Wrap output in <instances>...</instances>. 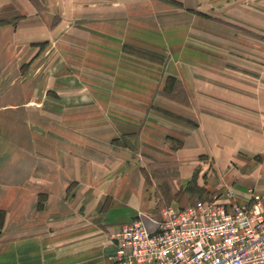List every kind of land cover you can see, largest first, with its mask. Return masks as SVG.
Masks as SVG:
<instances>
[{
  "label": "crops",
  "instance_id": "1",
  "mask_svg": "<svg viewBox=\"0 0 264 264\" xmlns=\"http://www.w3.org/2000/svg\"><path fill=\"white\" fill-rule=\"evenodd\" d=\"M2 19L0 264H116L110 231L189 204L194 177L264 194V0H0Z\"/></svg>",
  "mask_w": 264,
  "mask_h": 264
},
{
  "label": "built area",
  "instance_id": "2",
  "mask_svg": "<svg viewBox=\"0 0 264 264\" xmlns=\"http://www.w3.org/2000/svg\"><path fill=\"white\" fill-rule=\"evenodd\" d=\"M116 264H264V194L248 203L215 193L140 214L109 233Z\"/></svg>",
  "mask_w": 264,
  "mask_h": 264
},
{
  "label": "rangeland",
  "instance_id": "3",
  "mask_svg": "<svg viewBox=\"0 0 264 264\" xmlns=\"http://www.w3.org/2000/svg\"><path fill=\"white\" fill-rule=\"evenodd\" d=\"M211 21H213V20H211ZM213 22H217V23H219L220 25H223V26H226V27H228L229 25L228 24H224V22L222 23L221 21H219V20H215V21H213ZM230 27V26H229ZM248 35V34H247ZM208 39H210L209 37H207V36H201L200 38H198L197 40H194V42H195V46L198 48V49H200L201 51H203V52H209V53H221L222 54V52H223V50H222V48H220V46L217 44V43H215L214 44V42H212V41H210V40H212V39H210V40H208ZM262 41H264V37H263V40ZM201 69H203V70H206V69H209V67L207 66V65H202L201 64ZM206 71H204V73H205ZM171 170V169H170ZM169 170V171H170ZM154 171V170H153ZM153 171H152V173H153ZM159 173V172H158ZM158 173L156 172L155 174H156V176H158ZM160 173H161V171H160ZM157 178V177H156ZM181 193H182V190H178V192L176 193L177 195L179 194V196L181 195ZM197 194L198 193H195V195L197 196ZM185 196V195H184ZM166 206V205H165ZM164 207V206H163Z\"/></svg>",
  "mask_w": 264,
  "mask_h": 264
},
{
  "label": "trees",
  "instance_id": "4",
  "mask_svg": "<svg viewBox=\"0 0 264 264\" xmlns=\"http://www.w3.org/2000/svg\"><path fill=\"white\" fill-rule=\"evenodd\" d=\"M5 22H7V20H3V19L0 20V24H4ZM181 190H182L181 195L179 196L178 194L176 195V197L180 199L184 195H189L191 204H195L200 200H204L208 198L207 196L209 192H207L205 188L197 185V181L195 177L188 183L186 188L181 189ZM195 193H198L197 196L195 195ZM3 216H4V213L0 211V217L3 218Z\"/></svg>",
  "mask_w": 264,
  "mask_h": 264
}]
</instances>
